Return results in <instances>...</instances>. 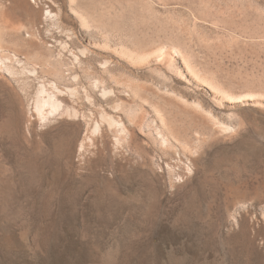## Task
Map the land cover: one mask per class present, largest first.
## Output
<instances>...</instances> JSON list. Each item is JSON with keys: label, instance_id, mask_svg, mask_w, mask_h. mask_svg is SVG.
Instances as JSON below:
<instances>
[{"label": "rangeland", "instance_id": "1", "mask_svg": "<svg viewBox=\"0 0 264 264\" xmlns=\"http://www.w3.org/2000/svg\"><path fill=\"white\" fill-rule=\"evenodd\" d=\"M50 5L0 0V264H264V0Z\"/></svg>", "mask_w": 264, "mask_h": 264}, {"label": "bare ground", "instance_id": "2", "mask_svg": "<svg viewBox=\"0 0 264 264\" xmlns=\"http://www.w3.org/2000/svg\"><path fill=\"white\" fill-rule=\"evenodd\" d=\"M36 2V5L38 6V8H37V10L39 11L40 10V5H42V4H44V5H48V7H51L52 5H50V3L52 2V0H35ZM14 4L15 5H17L19 8L18 9H20V10H22V9H27V11L30 13V17L31 18H36V17H38V14H39V12L37 11V10H35L36 8H34V7H32V6H30V5H28V3L26 2V0H14ZM16 7V6H15ZM14 7V8H15ZM17 8V7H16ZM16 10V9H15ZM65 12V11H64ZM23 13V12H22ZM63 13V12H62ZM26 14V13H25ZM67 16V15H66ZM65 16V17H66ZM64 18V17H63ZM66 18H68V16L66 17ZM71 18V17H70ZM32 21V20H31ZM34 21V20H33ZM40 31H41V29H40ZM42 32V31H41ZM37 33H39V31L37 32ZM56 34V33H55ZM29 35H30V33H29ZM32 35H34V33L32 34ZM38 35H42V34H38ZM4 36H6V34H3V33H1L0 34V46H1V44L3 43V38H4ZM57 36V35H56ZM63 36V35H62ZM61 36V37H62ZM37 37V36H36ZM42 37V36H41ZM46 38V37H45ZM40 40H39V44L38 45H36V46H38V48H39V50L43 47L40 43H42L43 41H41V40H43L42 38H39ZM59 39V38H58ZM38 41V40H37ZM74 41V40H73ZM2 42V43H1ZM78 42V41H77ZM30 43V42H29ZM56 43V42H55ZM43 44V43H42ZM74 45H76V44H74ZM18 46V45H17ZM65 46V45H64ZM45 47H46V45H45ZM20 48V47H19ZM50 51V50H49ZM67 51V50H66ZM51 52V51H50ZM41 53V52H40ZM49 53V52H48ZM92 53V52H91ZM94 53V52H93ZM44 54V53H43ZM74 54V53H73ZM23 55H25V52H23ZM26 55H28V54H26ZM53 55V54H52ZM95 55V54H94ZM46 56V55H45ZM29 56H27V58H28ZM49 57V56H48ZM52 57V56H51ZM68 57V56H67ZM37 58V57H36ZM30 58H28V60H29ZM33 59V58H32ZM35 59V58H34ZM49 59V58H48ZM43 61V60H42ZM41 60L39 61V63H41L42 62ZM45 61H49V60H45ZM44 62V61H43ZM45 63V62H44ZM46 63H48V62H46ZM46 63H45V65H46ZM59 63H61V62H59ZM41 64H43V63H41ZM50 64H52V63H50ZM50 64H48V65H50ZM55 64V63H54ZM53 65V64H52ZM56 65V64H55ZM54 65V66H55ZM54 66H52V68L54 67ZM56 67V66H55ZM56 70H58L57 68H55ZM54 69V70H55ZM48 71V70H47ZM50 71V70H49ZM52 71V70H51ZM55 73V72H54ZM53 73V74H54ZM59 74V73H58ZM57 75V74H56ZM61 75V74H60ZM43 106H49V107H51V109H58V107H55V106H53V105H49L47 102H44L43 103ZM47 114V113H46Z\"/></svg>", "mask_w": 264, "mask_h": 264}]
</instances>
